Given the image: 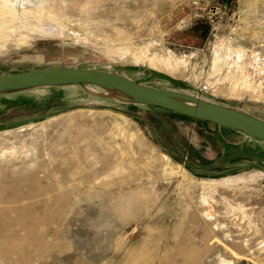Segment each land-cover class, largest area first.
Wrapping results in <instances>:
<instances>
[{
	"label": "rangeland",
	"instance_id": "obj_1",
	"mask_svg": "<svg viewBox=\"0 0 264 264\" xmlns=\"http://www.w3.org/2000/svg\"><path fill=\"white\" fill-rule=\"evenodd\" d=\"M37 1L54 7L63 33L32 34L19 46L0 38V73L95 68L264 119V0ZM213 4L237 16L214 20ZM106 45L128 51L109 55ZM139 50L179 65L154 68L134 56ZM216 53L239 63L250 58L252 85L233 93L227 80L211 84ZM146 108L96 86L0 95V264H264V142L252 148L255 163L247 166L192 169L182 150L190 146V165L206 164L221 154L220 144L206 139L203 150L212 157L199 158L204 123L156 113L148 124L137 118ZM226 176L244 178L203 187L202 178ZM206 194L210 217L200 199Z\"/></svg>",
	"mask_w": 264,
	"mask_h": 264
},
{
	"label": "water",
	"instance_id": "obj_2",
	"mask_svg": "<svg viewBox=\"0 0 264 264\" xmlns=\"http://www.w3.org/2000/svg\"><path fill=\"white\" fill-rule=\"evenodd\" d=\"M85 85L109 91L116 100L124 103L155 106L192 119L240 131L252 139L264 142V119L260 117L192 94L142 84L117 73L64 65L0 73V95L34 88Z\"/></svg>",
	"mask_w": 264,
	"mask_h": 264
},
{
	"label": "bare ground",
	"instance_id": "obj_3",
	"mask_svg": "<svg viewBox=\"0 0 264 264\" xmlns=\"http://www.w3.org/2000/svg\"><path fill=\"white\" fill-rule=\"evenodd\" d=\"M61 2V1H60ZM46 3V2H45ZM58 3V2H57ZM60 4V3H59ZM59 6V5H58ZM54 7H49L42 4V1L33 2V0H0V38L3 39L5 42L9 41H15L18 46L19 45H26L30 41V37L33 34V36L36 37H55L57 38L60 36L62 32V23L58 22V19L61 17L57 12H55ZM64 11V10H63ZM62 11V12H63ZM78 11V10H77ZM81 12V11H80ZM84 15V14H83ZM31 16L36 21H43L45 24H39V23H29L26 22L25 18ZM66 16V15H64ZM31 19V18H30ZM34 20V21H35ZM93 22V21H92ZM53 23L55 25L53 26ZM65 23V22H64ZM38 26H34L37 25ZM21 26L26 27L27 30L25 32H17L15 29H13L14 26ZM33 25L34 27H30ZM81 26V25H80ZM86 26V25H85ZM65 27V26H64ZM34 31L32 33L31 31ZM94 32V31H93ZM108 36V35H107ZM80 37V36H78ZM30 38V39H29ZM83 38V37H81ZM80 39V38H79ZM88 40V39H87ZM80 41V40H77ZM86 40H84L85 42ZM83 42V40H82ZM87 43V42H85ZM5 45V44H4ZM91 45V44H89ZM3 46V45H2ZM0 44V49H1ZM107 46V45H106ZM221 46V45H220ZM4 47V46H3ZM99 47V46H98ZM222 48V47H220ZM4 49V48H3ZM128 49V47H127ZM238 49V48H237ZM106 53L109 55L114 56H121L126 53V47H108L105 49ZM135 50V49H134ZM223 50V49H222ZM103 51V50H102ZM144 51V50H143ZM142 50H139L137 52H133L134 56L139 59L141 58L144 62H146L148 65L154 67V68H164V69H173L178 64V60L171 57H159L157 55L148 56L145 55V53ZM238 51V50H237ZM104 52V51H103ZM217 52V51H216ZM241 52V51H239ZM238 52V53H239ZM105 54V53H104ZM241 54V53H240ZM237 55L238 57L241 55ZM222 55V54H221ZM218 53L215 54L212 64H211V73L209 74V82L211 84H219L223 81L227 80L230 85L231 91L234 93L237 89L240 88H249L252 85L251 78L254 75L252 68L249 67L250 64V58L245 60L242 63H239L237 61H234L233 58H231L229 55L222 58V56ZM231 55V54H230ZM244 55V54H243ZM133 56V57H134ZM221 56V57H220ZM249 56V55H248ZM242 57V56H241ZM256 59V58H255ZM146 60V61H145ZM179 65V64H178ZM181 65V64H180ZM179 68V67H178ZM264 69V68H263ZM167 71V70H166ZM173 71V70H171ZM209 71V70H208ZM263 71V70H262ZM168 72V71H167ZM173 74V73H172ZM254 80V79H253ZM209 83V84H210ZM256 84V83H255ZM254 84V85H255ZM253 85V86H254ZM211 86V85H210ZM85 88L90 89L91 85H85ZM223 87V86H221ZM220 87V88H221ZM255 87V86H254ZM208 88V87H207ZM229 88V87H228ZM259 88V87H258ZM261 88V87H260ZM257 89V88H255ZM225 90V89H224ZM246 90V89H245ZM251 91V88L248 89ZM106 94L114 96L109 91L104 90ZM212 91V90H211ZM220 92V91H219ZM231 92V93H232ZM258 92V91H257ZM251 94H253V89L251 91ZM258 94V93H257ZM260 94V93H259ZM229 95V94H228ZM232 95V94H231ZM237 95V93H236ZM260 96V95H259ZM261 99V98H260ZM264 100V98H263ZM101 111V110H100ZM76 112V111H75ZM87 112V111H85ZM95 112V111H94ZM69 114V113H68ZM121 116V115H120ZM119 116V117H120ZM72 120V119H71ZM70 121V119H69ZM94 121V120H93ZM30 126V125H29ZM72 126V125H71ZM117 126V125H116ZM77 127V126H76ZM123 154V153H122ZM116 156V155H115ZM166 157V159L171 160L167 155L164 154L163 158ZM117 159V158H116ZM124 159V158H123ZM126 159V158H125ZM63 161V160H62ZM171 162V161H170ZM169 162V163H170ZM114 163V162H113ZM168 163V164H169ZM171 164V163H170ZM176 164V163H175ZM79 165V164H78ZM178 166H180L178 164ZM82 167V166H81ZM119 167V166H118ZM125 168V166H124ZM82 171V170H81ZM118 171V170H117ZM167 171V170H166ZM261 172V171H260ZM171 173V172H170ZM168 174V173H167ZM125 177V176H123ZM252 177V176H248ZM82 178V177H81ZM244 177L238 176H226L221 178H202V181L204 182V186L208 191L215 190L216 186L218 184H225V185H234L239 180H243ZM199 182V181H198ZM109 183V182H108ZM108 185V184H107ZM111 185V184H110ZM223 186V185H222ZM137 189V188H135ZM204 189V188H203ZM144 191V190H143ZM133 192V190H132ZM141 192V191H140ZM146 192V191H145ZM139 193V192H138ZM137 193V194H138ZM133 194V193H132ZM144 194V193H143ZM142 194V195H143ZM135 196V195H134ZM140 198V197H139ZM211 196L202 195L201 196V202L205 205L206 208L204 210V215L206 217H210L212 214V206L208 203L210 201ZM138 199V198H137ZM135 201V200H134ZM137 201V200H136ZM140 201V200H139ZM142 201V200H141ZM143 202V201H142ZM140 203V202H139ZM138 203V204H139ZM144 203V202H143ZM142 205V204H141ZM152 251V250H151ZM151 254V253H150ZM132 259V258H131ZM134 260V259H133ZM136 261V260H135ZM139 262V261H138ZM151 262V261H150ZM134 263V262H133ZM141 263V262H140ZM139 263V264H140ZM137 264V263H136ZM151 264V263H150Z\"/></svg>",
	"mask_w": 264,
	"mask_h": 264
},
{
	"label": "crops",
	"instance_id": "obj_4",
	"mask_svg": "<svg viewBox=\"0 0 264 264\" xmlns=\"http://www.w3.org/2000/svg\"><path fill=\"white\" fill-rule=\"evenodd\" d=\"M17 93H21V92H17ZM12 94H16V93H12ZM4 95H11V94H4ZM135 106H139V107H148L146 109H148V112H146V114H141L139 115V119H143L144 122L146 123H150V119L149 117L155 116V114L157 113L158 115H163V114H169V115H178L174 112L171 111H167L155 106H150V105H139V104H132ZM151 107V108H149ZM152 109V110H150ZM150 111V112H149ZM180 116V115H179ZM182 117H186V116H182ZM202 124L204 127V130L207 132L202 131V144L197 145L196 150L198 152V157L199 158H208L209 159L211 156V154H208V152L206 150H203L205 148V143H207L206 139H210L212 141L213 144H220V146L222 147L221 150V154L218 155V158L213 160V161H208V163L206 164H199L196 163L194 165H190L188 160L190 161V159L188 158L189 156V150H190V146H187L186 149L182 150L181 152H183V155H180L181 160L188 165L190 168L192 169H196V170H212V169H216V168H220L221 166L223 167H233V166H247L249 164L255 163L254 161L250 160L251 159V151L252 148H257L260 149L259 145L256 143H260L259 141L252 139L250 137H248L247 135H245L244 133L240 132V131H236V130H231V129H227V128H223L219 125L210 123V122H206V121H202V120H198ZM148 123V124H149ZM148 126V125H147ZM156 132V131H155ZM238 135L240 136V141L236 142V141H232L229 139L230 135ZM160 142L161 143H168V141L165 139V135H163V133H160ZM216 142V143H215ZM211 143V142H210ZM173 151H176L173 149ZM260 151V150H259ZM171 153V152H170ZM260 153V152H259ZM172 154V153H171ZM261 155V153H260ZM244 157L246 159H244ZM188 159V160H187Z\"/></svg>",
	"mask_w": 264,
	"mask_h": 264
},
{
	"label": "built area",
	"instance_id": "obj_5",
	"mask_svg": "<svg viewBox=\"0 0 264 264\" xmlns=\"http://www.w3.org/2000/svg\"><path fill=\"white\" fill-rule=\"evenodd\" d=\"M197 2L194 1V4H196ZM208 5V3H207ZM210 8V14L211 17H213V19L215 20L217 17H219L221 14H225L227 16L228 19L234 20L235 17L237 16L234 10H229V12H225V10L227 11V4H213L209 6ZM215 22L214 21V29L217 30V26H215ZM202 89H206V87L203 86Z\"/></svg>",
	"mask_w": 264,
	"mask_h": 264
}]
</instances>
